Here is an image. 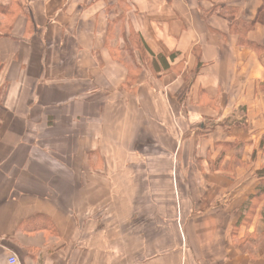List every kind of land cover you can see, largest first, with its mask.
Returning <instances> with one entry per match:
<instances>
[{"label": "crops", "instance_id": "1", "mask_svg": "<svg viewBox=\"0 0 264 264\" xmlns=\"http://www.w3.org/2000/svg\"><path fill=\"white\" fill-rule=\"evenodd\" d=\"M263 171L264 0H0V264H264Z\"/></svg>", "mask_w": 264, "mask_h": 264}, {"label": "trees", "instance_id": "2", "mask_svg": "<svg viewBox=\"0 0 264 264\" xmlns=\"http://www.w3.org/2000/svg\"><path fill=\"white\" fill-rule=\"evenodd\" d=\"M131 44H132V46L138 51V54H139V62L138 61H134V64H133V67L135 68L136 67V69L137 70H140L141 69V66H143L146 62V60L143 58V54H142V51H141V49L142 50H145V52H146V48L143 46V43L141 42V40L137 37V36H131ZM139 43V44H138ZM143 59H144V61H143ZM157 60H159V61H161L162 62V60H163V62L166 64V60H165V58H163V57H159V58H154L153 59V61H152V64H151V68L153 69V70H155L156 68H157V65H158V61ZM145 62V63H144ZM130 67V66H129ZM132 67V68H133ZM131 68H129V72H133L132 70H130ZM260 177L262 178V179H264V171L261 173V175H260ZM251 213V212H250Z\"/></svg>", "mask_w": 264, "mask_h": 264}, {"label": "rangeland", "instance_id": "3", "mask_svg": "<svg viewBox=\"0 0 264 264\" xmlns=\"http://www.w3.org/2000/svg\"><path fill=\"white\" fill-rule=\"evenodd\" d=\"M138 44H139V43H138ZM141 51H142V54H143V55H142L143 58L146 60V61H145L146 63L144 62L145 64H144L143 66H146V65H147V66L150 67L151 64H152V62H151V58L148 56V54L145 52V50H142V49H141ZM144 59H143V61H144ZM128 60H129V59H128ZM160 62H161V61H160ZM132 67H133V64H130V68H131L130 70H132V71H136V70L134 69V67H133V68H132ZM137 72H140V70H137ZM186 227H187V223L185 224V229H186ZM243 242H244V241H243ZM248 242H249V241H246L245 243H248ZM241 243H242V242H241Z\"/></svg>", "mask_w": 264, "mask_h": 264}, {"label": "built area", "instance_id": "4", "mask_svg": "<svg viewBox=\"0 0 264 264\" xmlns=\"http://www.w3.org/2000/svg\"><path fill=\"white\" fill-rule=\"evenodd\" d=\"M8 264H21L18 257L16 255H10L8 258Z\"/></svg>", "mask_w": 264, "mask_h": 264}]
</instances>
